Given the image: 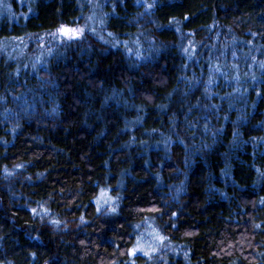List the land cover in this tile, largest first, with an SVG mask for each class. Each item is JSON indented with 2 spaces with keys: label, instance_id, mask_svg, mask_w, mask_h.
<instances>
[{
  "label": "trees",
  "instance_id": "trees-1",
  "mask_svg": "<svg viewBox=\"0 0 264 264\" xmlns=\"http://www.w3.org/2000/svg\"><path fill=\"white\" fill-rule=\"evenodd\" d=\"M0 264H264V0H0Z\"/></svg>",
  "mask_w": 264,
  "mask_h": 264
},
{
  "label": "rangeland",
  "instance_id": "rangeland-1",
  "mask_svg": "<svg viewBox=\"0 0 264 264\" xmlns=\"http://www.w3.org/2000/svg\"><path fill=\"white\" fill-rule=\"evenodd\" d=\"M98 14L99 11L97 10V6L93 5L92 11L88 16V22H90L89 24L100 26L99 20L97 19ZM84 28L86 27L83 24L75 27L62 26L51 33L40 35L34 43L42 48H45L46 46H49L50 42L66 41L78 37ZM96 200L100 207H111L112 197L107 191H101ZM161 244L162 238L160 235L149 225V223H145L139 229L138 235L136 236L130 251L132 253H158L161 250Z\"/></svg>",
  "mask_w": 264,
  "mask_h": 264
}]
</instances>
